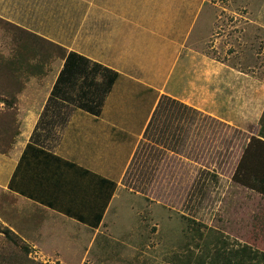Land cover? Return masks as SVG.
<instances>
[{"label": "rangeland", "instance_id": "374dc122", "mask_svg": "<svg viewBox=\"0 0 264 264\" xmlns=\"http://www.w3.org/2000/svg\"><path fill=\"white\" fill-rule=\"evenodd\" d=\"M30 1L36 12L46 5L57 19L72 21L80 4ZM82 1L83 8L91 6ZM11 5V12L29 7L27 0H0V12ZM199 11L189 97L206 111L189 112L188 129L179 122L175 134L185 141L158 137L157 144H144L96 233L49 219L0 187V252L21 253L4 231L34 218L48 255L27 242L29 256L43 264H264V0H204ZM65 53L0 16V151H13L19 115L26 113L17 107H33L28 100L41 94L40 107L45 92L39 90L51 78L43 69ZM104 87L91 88L95 100ZM253 136L247 182L239 183L233 175ZM244 248L251 253L243 255Z\"/></svg>", "mask_w": 264, "mask_h": 264}, {"label": "crops", "instance_id": "0c3cea01", "mask_svg": "<svg viewBox=\"0 0 264 264\" xmlns=\"http://www.w3.org/2000/svg\"><path fill=\"white\" fill-rule=\"evenodd\" d=\"M27 1L25 11L11 12V5L0 16L66 53L43 69L51 78L48 88L39 90L45 92L40 107L41 94L28 100L33 107H12L26 113L19 115L11 154L0 151V187L49 219L96 233L144 144L160 138L182 144L184 134H175L179 122L188 129L189 112L196 117L206 111L189 97L195 89L189 66L196 59L194 28L204 0H90L88 8L77 0L74 21L57 19L46 5L36 12L40 8ZM71 52L80 56L74 63L82 70L75 65L78 72L62 75ZM106 69L117 76L104 93ZM102 84L98 101L91 88ZM75 90L80 94L73 96ZM33 220L11 225L12 230L36 253L48 255L38 238L40 222Z\"/></svg>", "mask_w": 264, "mask_h": 264}, {"label": "trees", "instance_id": "16d2710c", "mask_svg": "<svg viewBox=\"0 0 264 264\" xmlns=\"http://www.w3.org/2000/svg\"><path fill=\"white\" fill-rule=\"evenodd\" d=\"M80 57L78 56V54H74V52H71L68 54L67 59H66V63H65V68L62 70V75L65 74H73L75 72H78V68L75 69V65H77L75 62V58ZM82 58V57H81ZM84 59V58H83ZM79 67V65H77ZM101 66V65H100ZM82 70V67H79ZM109 72V75L107 76L106 79V88L104 93H107L117 74L116 73H110L109 69H106ZM61 79V75L57 81V83L60 81ZM93 112L95 113H99V110H93ZM257 137L253 136L251 137V142L249 144V146L247 147V150L245 152V154L241 157V160L236 168L235 174L233 175L234 180L242 183V182H247V176L249 174V169H250V163L249 160L252 156V153L250 155H248V152L250 150V147L252 148L254 146V144H256V140ZM5 152V151H3ZM4 233L6 234V237L8 240H10V243L14 244L17 248L20 249L21 253H18L14 256H9L6 255L5 252H0V264H43V263H39L37 261H35L33 258H31L29 256L30 252H31V247L28 245V243H24L23 245L20 244V240L22 239L14 230L12 229H6V231H4ZM244 253H242L243 255H246L248 253H251V249L248 250V248H244ZM264 256V255H263ZM15 257V258H14Z\"/></svg>", "mask_w": 264, "mask_h": 264}]
</instances>
